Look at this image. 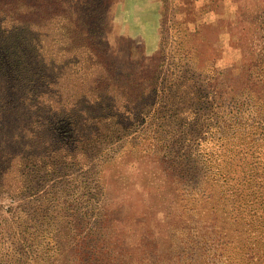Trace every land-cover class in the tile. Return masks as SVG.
Returning <instances> with one entry per match:
<instances>
[{"label":"rangeland","instance_id":"obj_1","mask_svg":"<svg viewBox=\"0 0 264 264\" xmlns=\"http://www.w3.org/2000/svg\"><path fill=\"white\" fill-rule=\"evenodd\" d=\"M0 264H264V0H0Z\"/></svg>","mask_w":264,"mask_h":264},{"label":"trees","instance_id":"obj_2","mask_svg":"<svg viewBox=\"0 0 264 264\" xmlns=\"http://www.w3.org/2000/svg\"><path fill=\"white\" fill-rule=\"evenodd\" d=\"M37 3H39L40 4V2L38 1ZM18 4H21V3H19V1L17 2V4L16 5H14V6H18ZM20 7H19V9H21V10H25V9H27V8H22L23 6L22 5H19ZM27 7H36V4L35 3H29L28 5H27ZM38 7V6H37ZM23 13H26V12H23ZM211 227V231H212V233H213V231H215L214 230V225L213 226H209V227H206V228H204V229H207V228H210ZM203 228V227H202ZM204 229H202V230H204ZM214 234V233H213Z\"/></svg>","mask_w":264,"mask_h":264}]
</instances>
